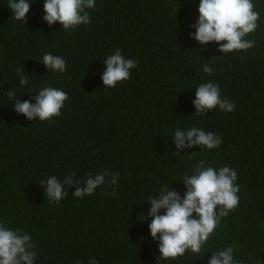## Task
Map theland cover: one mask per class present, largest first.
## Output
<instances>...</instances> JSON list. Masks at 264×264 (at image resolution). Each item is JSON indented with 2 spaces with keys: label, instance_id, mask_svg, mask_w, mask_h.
Here are the masks:
<instances>
[{
  "label": "trees",
  "instance_id": "1",
  "mask_svg": "<svg viewBox=\"0 0 264 264\" xmlns=\"http://www.w3.org/2000/svg\"><path fill=\"white\" fill-rule=\"evenodd\" d=\"M253 3L260 18L246 38L254 47L225 55L214 42L202 47L189 38L198 0H96L91 23L71 31L42 20L43 0H33L25 23L0 0V222L31 234L36 264H156L151 218L140 216L145 200L166 183L182 194L180 176L200 160L237 171L238 205L200 254L161 264H207L213 251L233 244L239 264H264V0ZM116 49L137 68L105 88L102 60ZM49 52L66 60L64 73L40 63ZM17 69L29 85L19 86ZM208 80L234 111L193 114V91ZM44 86L68 94L59 117L29 121L12 109L8 89L34 102ZM189 126L214 132L222 144L175 153L172 133ZM103 169L119 173V182L91 197L74 199L76 186H68L63 200L50 203L41 188L50 175L79 180Z\"/></svg>",
  "mask_w": 264,
  "mask_h": 264
},
{
  "label": "clouds",
  "instance_id": "2",
  "mask_svg": "<svg viewBox=\"0 0 264 264\" xmlns=\"http://www.w3.org/2000/svg\"><path fill=\"white\" fill-rule=\"evenodd\" d=\"M33 0H8V8L14 19L26 22ZM96 9V0H43L42 20L51 26L61 25L71 31L79 25L91 23L90 11ZM197 19L190 25L195 31L189 38L206 47L215 43L222 54L246 52L255 45V40L246 38L256 31L260 13L254 10L253 0H198ZM196 49V48H195ZM104 71L101 79L105 88H114L118 83L127 81L132 70L137 68V61L126 57L122 50L116 49L103 60ZM54 74L67 70L66 60L59 55L45 53L41 62ZM203 72L211 75L212 68L202 65ZM19 86L29 85L28 76L17 69ZM7 97L13 101L12 109L29 121H49L61 115V109L68 100V94L61 88L44 86L31 95L34 102L17 96L16 89L7 90ZM191 104L196 116H206L215 109L230 113L235 105L220 94L218 83L208 80L199 84L193 91ZM175 153L188 154L183 149L201 147L204 150L218 149L222 138L203 128L189 126L177 127L172 133ZM75 173L67 174L62 180L50 175L41 181V188L50 203H59L68 195L67 187L76 186L72 194L74 199L91 197L98 187L108 184L115 186L119 182V173L108 169L87 173L86 178L75 179ZM178 181L183 182L184 191L169 190L163 184L156 195L149 196L146 213L141 214L147 225L149 235L157 245L159 256L156 264L169 259L182 257L186 252L200 254L221 218L238 205L240 186L237 183V171L230 166L217 167L200 160L190 171L184 172ZM80 185V186H78ZM237 245H227L213 251L207 264H239L235 258ZM37 251L31 234L22 229H12L0 222V264H36ZM89 264H99L95 258Z\"/></svg>",
  "mask_w": 264,
  "mask_h": 264
}]
</instances>
